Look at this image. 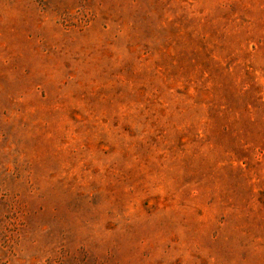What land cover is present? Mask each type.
Wrapping results in <instances>:
<instances>
[{
    "label": "rangeland",
    "instance_id": "1",
    "mask_svg": "<svg viewBox=\"0 0 264 264\" xmlns=\"http://www.w3.org/2000/svg\"><path fill=\"white\" fill-rule=\"evenodd\" d=\"M0 264H264V0H0Z\"/></svg>",
    "mask_w": 264,
    "mask_h": 264
}]
</instances>
